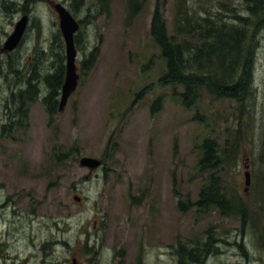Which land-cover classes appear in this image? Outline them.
Returning a JSON list of instances; mask_svg holds the SVG:
<instances>
[{"label":"rangeland","instance_id":"obj_1","mask_svg":"<svg viewBox=\"0 0 264 264\" xmlns=\"http://www.w3.org/2000/svg\"><path fill=\"white\" fill-rule=\"evenodd\" d=\"M14 1L19 9L0 11V264H178L175 249L199 239L205 250L206 232L218 239L203 264H264V242L255 236L264 208L245 183L251 161L264 160L260 141L249 138L264 136V26L252 53L251 119L247 104L229 98L204 96L187 109L180 88L159 81L164 59L149 31L155 0H139L130 17L123 0L97 10L85 0L72 13L79 22L77 83L61 110L59 90L50 115L41 96L22 109L10 93L24 88L35 39L48 55L35 59L42 74L64 61L57 16L48 0H27V12L20 7L25 0ZM50 1L68 10V0ZM172 1L162 7L168 33ZM236 6L240 11L242 4ZM23 14L19 43L5 51ZM7 53L19 61L14 70L5 64ZM237 129L244 134L239 156L215 172L230 181L243 211L231 216L196 208L206 177L196 165L202 140L223 147ZM83 156L100 165H80Z\"/></svg>","mask_w":264,"mask_h":264},{"label":"trees","instance_id":"obj_2","mask_svg":"<svg viewBox=\"0 0 264 264\" xmlns=\"http://www.w3.org/2000/svg\"><path fill=\"white\" fill-rule=\"evenodd\" d=\"M109 1L92 0L91 4L97 10V7L99 9L107 7ZM123 1L130 17L138 9L140 1ZM238 2L242 4L240 11L243 12L237 8ZM84 4L85 0H68L67 6L72 14ZM163 4L164 0H155L149 25L150 35L164 59V71L159 81L180 88L177 96L180 104L187 109L196 106L204 96H210L214 100L229 98L247 104L246 109L252 119L254 112V90L250 84L254 60L252 53H255L253 46L257 41V32L259 33L264 26V0H173L170 33L162 18ZM20 7L22 11L27 12L29 9L27 0ZM16 8L19 9L16 1L0 0V11L11 13ZM58 44L61 48L60 39ZM74 44L77 48L76 41ZM30 51L32 53L30 59L27 58L24 65L27 73L24 88L19 87L10 93L11 98L16 97L23 109V102L33 101L41 96L45 111L51 115L55 113L56 99L64 76V61L62 57L57 59L54 68L42 74L39 70L41 62H35V59L39 54L42 59L48 55L39 52L37 39L32 43ZM96 53L97 47H94L89 54L90 61L95 58ZM13 54L5 55V64L14 70L19 61H15ZM87 60L84 59L81 65L83 66ZM40 83L43 85L39 87ZM157 103L151 102V107L155 106L157 109ZM248 131L249 127L247 133ZM243 137L244 134L237 129L229 140L225 139L223 147H219L213 139L202 140L196 165L199 170L206 172V177L193 202L196 208L214 209L221 215L231 216L243 211L244 206L232 195L230 181L224 180L215 172L219 166L223 169L224 163L229 159L234 160L239 156ZM263 137L259 140V135L254 137L252 133L249 135L251 140L257 138L260 141L262 152ZM250 169L252 174L249 176L248 189L258 198L256 201L259 207L264 208V176L261 178L259 174L260 171L264 172V160L251 161ZM255 228L257 229L255 236L264 242V217L261 222L256 223ZM205 238L206 243L208 242L205 250L201 249L199 239L190 245L180 244L175 249L178 264H203L207 255L215 249L214 246L217 247L218 239L209 232L205 233ZM206 243L202 246H206Z\"/></svg>","mask_w":264,"mask_h":264},{"label":"water","instance_id":"obj_3","mask_svg":"<svg viewBox=\"0 0 264 264\" xmlns=\"http://www.w3.org/2000/svg\"><path fill=\"white\" fill-rule=\"evenodd\" d=\"M48 2L50 3L52 10L56 13L58 28L64 45V76L60 85V99L58 101V109L61 110L67 97L74 90L77 83L78 74L75 65L76 49L73 42V35L78 29L79 23L64 5L50 0H48ZM27 18V15L23 14L19 20L14 23L12 33L6 37L4 42L3 49L5 51L13 50L17 46L24 32ZM79 164L93 168L100 165V160L93 157L83 156L79 159ZM245 175V183L247 184L248 175Z\"/></svg>","mask_w":264,"mask_h":264}]
</instances>
